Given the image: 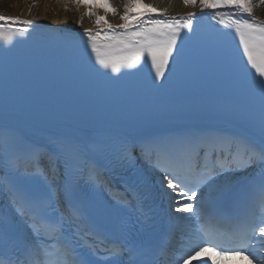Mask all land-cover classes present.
<instances>
[{"label":"snow or ice","instance_id":"6c2138e0","mask_svg":"<svg viewBox=\"0 0 264 264\" xmlns=\"http://www.w3.org/2000/svg\"><path fill=\"white\" fill-rule=\"evenodd\" d=\"M72 2L77 8L88 9L84 15L95 16L97 29H83V36L87 37L85 52L90 48L88 59L94 56L92 70L102 76L115 74L114 80L138 73L149 61L153 84L167 79L166 72L172 71L170 58L174 52L177 57L182 53L178 39L183 43L189 38L188 33L194 32V12L177 18L168 16L167 9H158L144 0H128L120 16L122 23L112 24L106 15L116 14L117 10L109 0ZM197 3L201 14L205 9L214 10L211 18L233 29L239 37L246 58L244 71L251 87L260 94L264 112V20L253 14L251 0H184L185 6L195 7ZM260 3L264 4V0ZM96 8L104 9L106 15H97L93 11ZM221 8L235 11H215ZM153 13L157 18H151ZM82 20L83 17L78 23L82 24ZM31 23L0 15V41L7 45L17 35L26 36ZM182 29L188 30L184 38L180 37ZM22 160L27 161L23 170ZM74 161L79 164L74 165ZM141 161L160 172L166 188L184 198L175 212L192 213L197 221H206L199 229L201 244L187 254L182 264H191L207 253L212 255L203 264L209 260L211 264H224L233 256L246 259L249 264H264V182L251 209L236 219L224 241L218 235L219 225L224 219H231L226 217L231 205L214 198L212 191L216 179L226 170L264 166V115L259 145L245 136L224 137L210 131H190L147 141L129 136L115 143L83 131L67 142L54 141L47 158L35 145L26 149L23 156L5 158L3 165L9 175L4 186L11 204L0 214V251L4 254L0 264H97L95 233H88L92 225L110 227V215L117 209L110 201L99 202L95 189L105 183L106 172L118 174L125 191L130 189L133 199L141 203L146 196L141 190ZM197 195L203 199L194 209L192 202ZM143 215L120 226L126 243L105 249L110 264H125V258L126 264H154L146 242L153 225L147 217L142 219ZM82 240L92 242L81 243Z\"/></svg>","mask_w":264,"mask_h":264},{"label":"bare ground","instance_id":"6f19581e","mask_svg":"<svg viewBox=\"0 0 264 264\" xmlns=\"http://www.w3.org/2000/svg\"><path fill=\"white\" fill-rule=\"evenodd\" d=\"M128 0H109V3L116 8V14L111 12L105 14L104 9L96 8L93 11L100 16H105L109 23H122L120 16L124 14V5ZM144 3L151 4L158 9H167L168 16L186 15L189 12L198 13L201 11L199 3L195 7L185 6L184 0H144ZM253 14L260 20H264V4L260 0H251ZM67 5V7H65ZM88 9L81 6L77 8L72 0H0V15L20 17L23 20H30L29 28L41 30H55L65 34L83 35L84 28L97 29L95 16L84 15ZM154 15H157L153 13ZM83 17L82 24H79ZM25 27L24 25H15ZM227 184L233 180L230 176L223 178ZM221 186L220 182L216 187Z\"/></svg>","mask_w":264,"mask_h":264}]
</instances>
